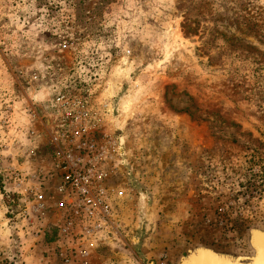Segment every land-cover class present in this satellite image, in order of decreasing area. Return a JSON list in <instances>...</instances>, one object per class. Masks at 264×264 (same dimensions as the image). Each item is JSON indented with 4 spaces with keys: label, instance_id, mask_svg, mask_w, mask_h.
<instances>
[{
    "label": "rangeland",
    "instance_id": "obj_1",
    "mask_svg": "<svg viewBox=\"0 0 264 264\" xmlns=\"http://www.w3.org/2000/svg\"><path fill=\"white\" fill-rule=\"evenodd\" d=\"M54 90L102 109L95 138L128 244L70 253L54 210L29 234L10 220L4 172L0 264H186L199 252L253 262L264 235V0H0V161L51 162L50 135L28 125Z\"/></svg>",
    "mask_w": 264,
    "mask_h": 264
},
{
    "label": "built area",
    "instance_id": "obj_2",
    "mask_svg": "<svg viewBox=\"0 0 264 264\" xmlns=\"http://www.w3.org/2000/svg\"><path fill=\"white\" fill-rule=\"evenodd\" d=\"M44 93L47 110L42 111V117L35 114L28 128L36 139L44 132L50 135L51 162L28 169L12 154L6 163L0 161V173L10 178L16 196L7 206L10 220L21 219L20 227L36 236L46 227V213L54 210L60 246L70 253L87 256L105 247L127 245L116 193L104 165L110 158L95 138L103 120L102 109L81 94L64 90Z\"/></svg>",
    "mask_w": 264,
    "mask_h": 264
},
{
    "label": "bare ground",
    "instance_id": "obj_3",
    "mask_svg": "<svg viewBox=\"0 0 264 264\" xmlns=\"http://www.w3.org/2000/svg\"><path fill=\"white\" fill-rule=\"evenodd\" d=\"M260 246L263 248L262 256L259 259V264H264V235L258 234ZM186 264H229L228 262L217 261L210 253L199 254L197 257L188 260Z\"/></svg>",
    "mask_w": 264,
    "mask_h": 264
},
{
    "label": "water",
    "instance_id": "obj_4",
    "mask_svg": "<svg viewBox=\"0 0 264 264\" xmlns=\"http://www.w3.org/2000/svg\"><path fill=\"white\" fill-rule=\"evenodd\" d=\"M258 234L262 235L261 233H256L255 234V245H256V248H257V255L255 256L253 262L251 264H259V259L260 257L262 256V253H263V248L260 246V241H259V238H258ZM199 254H203L202 252H199L198 254L194 255L193 257L191 258H195L197 257ZM215 257V256H214ZM217 258V257H216ZM190 259V258H189ZM217 261H219L218 259H216ZM186 261V260H185ZM184 261V262H185ZM221 262H223V259L220 260ZM228 261V260H227ZM183 262V263H184ZM182 263V264H183ZM229 264H233L232 262H229Z\"/></svg>",
    "mask_w": 264,
    "mask_h": 264
},
{
    "label": "trees",
    "instance_id": "obj_5",
    "mask_svg": "<svg viewBox=\"0 0 264 264\" xmlns=\"http://www.w3.org/2000/svg\"><path fill=\"white\" fill-rule=\"evenodd\" d=\"M1 180H2V178H0V181H1ZM0 187L3 188L5 194H8V193H7V190L4 189L5 185L3 186L2 184H0ZM12 195L15 196L14 193H12Z\"/></svg>",
    "mask_w": 264,
    "mask_h": 264
}]
</instances>
